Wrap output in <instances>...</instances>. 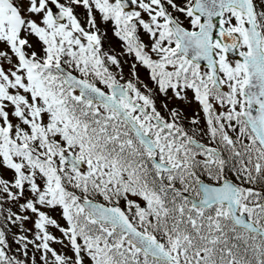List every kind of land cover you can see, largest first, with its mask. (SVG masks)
<instances>
[{"label":"snow or ice","instance_id":"1","mask_svg":"<svg viewBox=\"0 0 264 264\" xmlns=\"http://www.w3.org/2000/svg\"><path fill=\"white\" fill-rule=\"evenodd\" d=\"M0 264H264V0H0Z\"/></svg>","mask_w":264,"mask_h":264}]
</instances>
